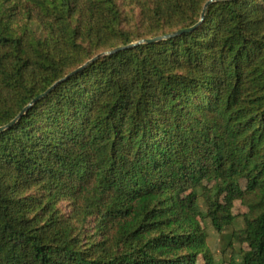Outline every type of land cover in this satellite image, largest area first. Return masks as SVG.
Listing matches in <instances>:
<instances>
[{"label": "trees", "instance_id": "16d2710c", "mask_svg": "<svg viewBox=\"0 0 264 264\" xmlns=\"http://www.w3.org/2000/svg\"><path fill=\"white\" fill-rule=\"evenodd\" d=\"M207 1L0 0V127L95 56L196 25ZM202 182L204 214L183 197ZM239 182L228 264H264V0L98 57L1 131L0 264H216L202 219L231 226L220 197Z\"/></svg>", "mask_w": 264, "mask_h": 264}, {"label": "rangeland", "instance_id": "374dc122", "mask_svg": "<svg viewBox=\"0 0 264 264\" xmlns=\"http://www.w3.org/2000/svg\"><path fill=\"white\" fill-rule=\"evenodd\" d=\"M244 185V182H239L220 197L221 201L230 204L232 214L236 216L231 226H229L221 234H219L210 225L208 219H202V226L207 234V246L214 257L216 264H228V259L231 255L235 256L236 258H239L241 251L240 245L233 242V240H230V234L231 232L240 230L244 227V221L242 216L244 213L247 212V209L240 203L239 199H237L234 195V192L236 190H242L244 188ZM205 186L207 187L209 186V184H206V182H202L198 185V187L196 186L197 189H193V191H189L183 195V197L185 198L196 196L200 211L203 214L205 213V205L201 196L200 189ZM61 207L64 208V205H61ZM62 210L64 211L65 209Z\"/></svg>", "mask_w": 264, "mask_h": 264}, {"label": "water", "instance_id": "95a60500", "mask_svg": "<svg viewBox=\"0 0 264 264\" xmlns=\"http://www.w3.org/2000/svg\"><path fill=\"white\" fill-rule=\"evenodd\" d=\"M218 1H225V0H208L204 5H203V8H202V12H201V15H200V21L188 28V29H183V30H177L173 33H170V34H167L165 36H159V37H155V38H150V39H144V40H140L136 43H131L129 45H126V46H120V47H117L109 52H104V53H101L97 56H95L94 58H92L91 60L87 61L83 66L77 68L76 70H74L73 72L69 73L66 77H64L63 79L61 80H58L57 82H55L52 86H50L44 93L38 95L37 97H35L33 100H31L19 113L18 115L12 120L10 121L9 123H7L6 125L4 126H1L0 127V132L3 131V130H6V129H9L11 128L15 123L16 121L28 110L31 108V106L42 100L43 98H45L54 88L57 84L63 82L64 80L66 79H69L73 74H75L76 72H78L79 70H81L85 65H87L88 63L94 61L95 59H97L98 57H102V56H106V55H110V54H114L118 51H121V50H124V49H127V48H131V47H134L136 45H139V44H143V43H154V42H158L160 40H163V39H167V38H172V37H175V36H178V35H181L183 33H186V32H189L191 31L193 28H195L200 22L201 20L203 19V16H204V13H205V9L208 5H210L211 3H214V2H218Z\"/></svg>", "mask_w": 264, "mask_h": 264}]
</instances>
